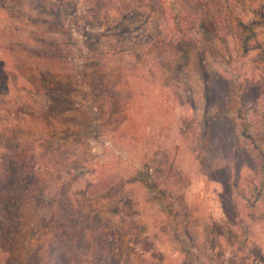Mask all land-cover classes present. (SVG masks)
<instances>
[{"label":"rangeland","instance_id":"obj_1","mask_svg":"<svg viewBox=\"0 0 264 264\" xmlns=\"http://www.w3.org/2000/svg\"><path fill=\"white\" fill-rule=\"evenodd\" d=\"M245 132L264 151V0H0V149L75 144L62 179L110 203L124 263L264 264Z\"/></svg>","mask_w":264,"mask_h":264},{"label":"trees","instance_id":"obj_2","mask_svg":"<svg viewBox=\"0 0 264 264\" xmlns=\"http://www.w3.org/2000/svg\"><path fill=\"white\" fill-rule=\"evenodd\" d=\"M62 91L57 88V97L50 94V100H55L57 106L64 101ZM2 107L20 110L14 105L9 108L7 103ZM18 132L22 131L14 134ZM23 135H4L2 142L10 138L7 141L12 146L0 149V264H126L123 259L126 245L120 241L123 234L106 210L110 203L97 202L91 181L86 186L74 184L78 177L76 172L72 175L75 179L72 184L66 186L67 182L62 179L68 163L79 156V148L74 144L77 150L70 148V151L73 150L75 158L68 159L70 154L65 151L66 147L62 153L56 151L50 136L37 147L34 143L38 139ZM78 136L76 133L75 138ZM241 136L257 153L264 177L261 145L246 132ZM21 144L33 146L34 154L44 157L34 161L36 156H33L30 166L21 154ZM261 168L258 167V176ZM54 178L59 187L53 192L50 183ZM78 187L84 190H76ZM109 191L99 197H107ZM123 199V194H119L118 200ZM132 250L135 252V247L129 254Z\"/></svg>","mask_w":264,"mask_h":264}]
</instances>
